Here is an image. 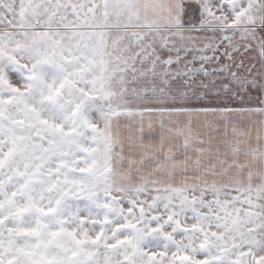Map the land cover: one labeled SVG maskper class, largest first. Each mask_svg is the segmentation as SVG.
Wrapping results in <instances>:
<instances>
[{
	"label": "snow or ice",
	"instance_id": "obj_1",
	"mask_svg": "<svg viewBox=\"0 0 264 264\" xmlns=\"http://www.w3.org/2000/svg\"><path fill=\"white\" fill-rule=\"evenodd\" d=\"M0 264H264V0H0Z\"/></svg>",
	"mask_w": 264,
	"mask_h": 264
}]
</instances>
